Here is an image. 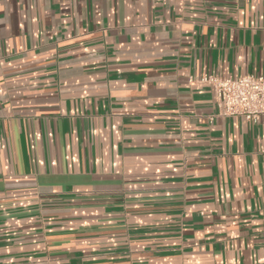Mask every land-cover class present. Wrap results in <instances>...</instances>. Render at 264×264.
<instances>
[{
    "label": "crops",
    "instance_id": "0c3cea01",
    "mask_svg": "<svg viewBox=\"0 0 264 264\" xmlns=\"http://www.w3.org/2000/svg\"><path fill=\"white\" fill-rule=\"evenodd\" d=\"M264 73V0H0V264H264V116L189 78Z\"/></svg>",
    "mask_w": 264,
    "mask_h": 264
},
{
    "label": "built area",
    "instance_id": "2783aa9c",
    "mask_svg": "<svg viewBox=\"0 0 264 264\" xmlns=\"http://www.w3.org/2000/svg\"><path fill=\"white\" fill-rule=\"evenodd\" d=\"M189 80L213 89L219 116H241L251 122L264 116V73L240 77L202 74Z\"/></svg>",
    "mask_w": 264,
    "mask_h": 264
}]
</instances>
